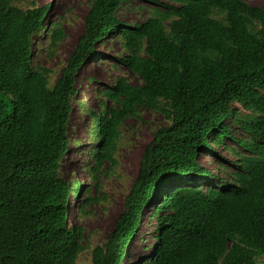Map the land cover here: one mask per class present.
<instances>
[{
    "label": "trees",
    "instance_id": "1",
    "mask_svg": "<svg viewBox=\"0 0 264 264\" xmlns=\"http://www.w3.org/2000/svg\"><path fill=\"white\" fill-rule=\"evenodd\" d=\"M15 1L0 0V264H76L86 250L66 206L82 186L64 183L61 159L74 75L113 32L126 51L117 62L139 83L120 77L97 91L91 179L111 163L126 118L146 109L166 124L146 146L125 210L106 243L91 251V264H120L156 194L155 244L145 264H264V9L240 0H167L162 12L130 27L117 12L131 0H89L84 33L50 85L31 60L48 5L22 10ZM61 38L53 27L50 46ZM236 104L254 117L238 121ZM228 118L253 143L230 163L227 180L219 188L165 190L189 174L212 176L196 158L230 137L222 124ZM95 200L88 196L82 214Z\"/></svg>",
    "mask_w": 264,
    "mask_h": 264
},
{
    "label": "rangeland",
    "instance_id": "2",
    "mask_svg": "<svg viewBox=\"0 0 264 264\" xmlns=\"http://www.w3.org/2000/svg\"><path fill=\"white\" fill-rule=\"evenodd\" d=\"M251 7L264 9V0H240ZM48 5L41 25L46 28L42 35L32 36V65L36 70L47 71L50 85L59 78L62 68L73 52L78 40L84 33V20L89 0H16L14 6L22 10ZM167 0H131L122 5L117 18L123 25L133 26L141 23L157 12L163 11ZM60 28L62 38L55 47L50 46V30ZM116 33L109 34L92 46L93 54L79 67L74 75L75 95L70 105V119L67 126L69 139L68 149L61 159V179L64 183L82 186V191L66 198L68 222L79 226L83 231V243L86 250L77 258L76 264H91V251L106 243L108 235L113 231L115 223L124 212V202L136 179L142 154L152 140L156 130L163 127L166 121L159 112L139 109L135 117L126 118L119 129V140L111 153V163H102L97 175L90 177V169L94 167L91 152L94 120L92 114L98 110V94L104 88L123 77L130 85L139 83L117 58L126 53L122 41ZM88 67L87 72L83 71ZM99 75L100 77H97ZM111 106V105H110ZM236 119L247 121L254 115L239 104L234 106ZM230 137H223L219 145L212 144L214 152L204 149L197 155V163L212 176L189 174L184 181H172L165 190L180 186H199L202 188H219L221 181L227 180L228 172H233L230 165L239 156L248 155L253 138L246 129L236 122L223 121ZM79 154L75 159L74 155ZM218 175V176H217ZM75 187L71 186V189ZM162 188V190H163ZM94 197V202L86 199ZM159 203L156 194L150 203L141 211L140 220L134 234L125 246V254L120 264H145L155 244L153 237L155 223V207ZM69 224V225H70ZM261 263H264L262 259Z\"/></svg>",
    "mask_w": 264,
    "mask_h": 264
},
{
    "label": "bare ground",
    "instance_id": "3",
    "mask_svg": "<svg viewBox=\"0 0 264 264\" xmlns=\"http://www.w3.org/2000/svg\"><path fill=\"white\" fill-rule=\"evenodd\" d=\"M87 70H88V67H85V68L83 69V71H85V72H87ZM97 77H100V76L97 75ZM74 158H75V159L79 158V154L74 155Z\"/></svg>",
    "mask_w": 264,
    "mask_h": 264
}]
</instances>
